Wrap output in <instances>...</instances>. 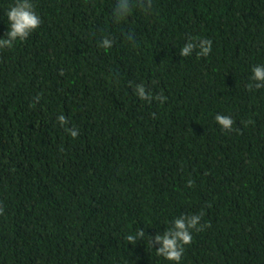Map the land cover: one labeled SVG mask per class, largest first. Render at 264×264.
<instances>
[{
  "label": "trees",
  "instance_id": "trees-1",
  "mask_svg": "<svg viewBox=\"0 0 264 264\" xmlns=\"http://www.w3.org/2000/svg\"><path fill=\"white\" fill-rule=\"evenodd\" d=\"M116 2L33 0L40 26L0 49V264H170L155 235L196 213L180 264H264V0H147L121 21ZM193 38L207 57L180 55Z\"/></svg>",
  "mask_w": 264,
  "mask_h": 264
},
{
  "label": "clouds",
  "instance_id": "clouds-1",
  "mask_svg": "<svg viewBox=\"0 0 264 264\" xmlns=\"http://www.w3.org/2000/svg\"><path fill=\"white\" fill-rule=\"evenodd\" d=\"M135 7H140L145 11H150V5L147 0L141 3H134L133 0H117L113 9V17L116 21H121L129 17ZM5 17L7 20V30L3 36H0V49L12 48L18 41H24L35 29H37L42 20L41 16L35 9L33 0H14L13 3L5 9ZM131 40V35H129ZM113 41L110 37H105L99 44V47L108 51L112 48ZM194 49L198 57H207L212 51V42L208 38H193L188 40L180 48L181 56H190ZM251 81L255 88L264 87V63H257L251 68ZM135 94L144 101L151 102L152 93L147 91L143 83L137 84L134 88ZM155 99L163 102L166 97L158 95ZM57 120L61 126L67 125L65 115L60 114ZM215 121L222 129L232 130L233 120L225 114H216ZM66 131L70 136L75 138L78 136V129H70L66 127ZM202 214L196 213L191 215L181 214L173 218L171 226L167 228L163 234H156L154 237L155 244L159 247L155 248L158 256L169 261L170 264H180L184 254L185 245L190 244L193 239V231L202 230L205 225L201 224ZM145 237L143 230L130 231L126 235V240L135 243L138 239ZM154 247L155 245H150Z\"/></svg>",
  "mask_w": 264,
  "mask_h": 264
}]
</instances>
